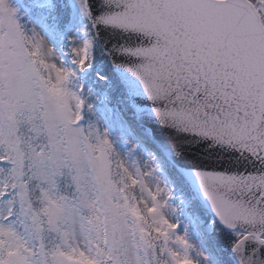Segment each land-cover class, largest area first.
I'll list each match as a JSON object with an SVG mask.
<instances>
[{"label":"snow or ice","instance_id":"obj_1","mask_svg":"<svg viewBox=\"0 0 264 264\" xmlns=\"http://www.w3.org/2000/svg\"><path fill=\"white\" fill-rule=\"evenodd\" d=\"M80 10L81 47L58 66L0 0V264H200L161 211L170 189L114 158L106 131L78 124L83 84H68L91 67L100 30L125 38L120 54L159 120L219 149L218 163L194 169L200 188L232 231L237 264H264V0H80ZM21 117L46 144L25 151Z\"/></svg>","mask_w":264,"mask_h":264},{"label":"rangeland","instance_id":"obj_2","mask_svg":"<svg viewBox=\"0 0 264 264\" xmlns=\"http://www.w3.org/2000/svg\"><path fill=\"white\" fill-rule=\"evenodd\" d=\"M26 2L28 5L34 4L41 7L45 4H49L50 0H8V3L16 10L14 18L17 20L25 35L32 37L34 40H38L41 45H47V55H45V57L49 59L50 62L56 63L59 66L61 60H65V57L59 54V51L52 42L53 36H56V41L61 45L64 52L73 48L79 49L85 35V30L89 24L88 17L84 16L80 10V0H67L71 9L70 22L66 30L60 29V31L54 29L53 26L56 25L55 22L52 26H43L42 21L44 19L41 21V10H32L30 7H24L23 5ZM56 8L59 9L58 5H56ZM49 49H53L55 52L51 56H48ZM103 59L104 57L100 55L99 48L96 44L91 67H88L89 70L92 68L94 69L93 76L89 78V81H81L84 89L81 96L85 103L81 109L82 118L78 122L79 126L87 130L90 125L95 124L98 131H106L107 137L112 144L114 158H119L120 160L126 159L129 162L128 166L130 168L132 167L131 162L135 160L136 164L140 165L143 170L146 182L151 184L153 189L157 185L162 189L165 187L169 189L165 167H163V163L159 159L160 157L158 158L159 151L152 148L150 144H145L148 140V137H146V130L144 129L142 132L136 124L135 119L125 115L127 114V108L130 107L129 103L123 106V102H121L122 105L120 106V110L114 108L115 112L112 113L111 119L103 117V114H100L97 103L100 102L101 97L94 91L95 89L91 86V83L99 87L101 82L95 81V79H99L98 74L101 76L104 74L106 77L105 72L103 73L101 70L107 71L109 66ZM93 61H95V63ZM82 76L84 78L83 72ZM68 87L73 88L74 82L68 84ZM108 87L109 86H105V88ZM89 105H91V108L88 107ZM103 107L106 109L104 110L105 114H108V112L110 113L109 107L106 104ZM149 170H152L151 175H149ZM115 172L116 169H114V173ZM116 179L119 180L118 175ZM170 191L172 193V189H170ZM136 194L137 199H139L141 194L138 191ZM36 196H38V193L33 197L34 203H36ZM183 197L186 201L185 204H189L194 198L191 192L190 195L186 192ZM159 199L166 202L162 206V213L171 222L178 223L175 232L185 234L186 239L189 241L191 248H189L188 251L193 259L199 260L200 264H225L226 261L223 260L222 263L221 260L217 258V254L213 251L215 247L207 237V232L212 226L211 221H208V224H206L198 209H196L195 212L182 209L178 216L172 207L175 203L170 200V196L166 192L162 191L159 195ZM182 199L183 198L180 197L177 198L176 201L180 206H182ZM18 227L21 232L24 231L22 227ZM55 242V234L49 233L45 243L51 245ZM172 247L176 248L177 245L173 244ZM201 252L206 255V261L204 257L200 255Z\"/></svg>","mask_w":264,"mask_h":264},{"label":"water","instance_id":"obj_3","mask_svg":"<svg viewBox=\"0 0 264 264\" xmlns=\"http://www.w3.org/2000/svg\"><path fill=\"white\" fill-rule=\"evenodd\" d=\"M97 41L107 52L114 71L126 87L132 108L136 113L137 122L150 129L152 142L162 149L164 155L184 175L195 197L204 208L216 217L210 206V202L203 195L194 169L202 165L218 163L217 157L222 155L219 149H212L211 152H208L206 150L208 141H201L186 136L159 120L152 110V101L144 92L139 78L129 71L130 61L126 56L120 54L121 48L125 44V38L100 30ZM224 159L227 161L230 157L225 156ZM236 170L243 172L244 168H233V171ZM218 222L226 228L219 220ZM260 250L264 252V247ZM230 257L234 264H237L236 255L232 250H230Z\"/></svg>","mask_w":264,"mask_h":264},{"label":"trees","instance_id":"obj_4","mask_svg":"<svg viewBox=\"0 0 264 264\" xmlns=\"http://www.w3.org/2000/svg\"><path fill=\"white\" fill-rule=\"evenodd\" d=\"M53 5H54L53 9L50 11H46L44 14L46 23L51 24L52 26L55 22L56 24L54 26L55 29H57L58 31H60V29L66 30V27L69 24L71 17V13H70L71 9L69 4L67 3V0H55ZM56 5H58L59 9L56 8ZM53 17L55 18V20ZM99 52L100 55H103L104 57L103 60L106 62L107 61L106 54L101 50H99ZM93 62L95 63V61ZM85 71H87L88 76H91L93 75L94 69L92 68L91 70H89V68H86ZM108 74H109V81L97 79V81L101 82V85L96 88L101 89L100 93L103 97V100H105L104 102H106L110 108L112 109L115 108L120 110V106L122 105L121 102H123V105L127 103V96L124 88L121 86L117 77L115 76V74L112 72L111 69H108ZM105 86H109V87L105 88ZM126 113L127 114L125 115L127 117H131L133 119V111L131 110V108H128ZM176 178H177L176 183L173 186L175 188L174 190L175 193L178 192L180 195L183 196L187 192L188 195H190V189L188 188L184 179L178 173ZM183 201L185 204L186 201L184 197H183ZM185 209L189 212H195L196 209H198L205 221L207 220L211 221L212 226L207 233L209 240L214 245L216 253L222 258V260L226 261L225 264H233L229 258L230 248L228 247L229 241L232 239V232L221 228L217 224V222L212 218V216L202 208V206L195 198H193V201L190 202L189 204L188 203L185 204Z\"/></svg>","mask_w":264,"mask_h":264},{"label":"clouds","instance_id":"obj_5","mask_svg":"<svg viewBox=\"0 0 264 264\" xmlns=\"http://www.w3.org/2000/svg\"><path fill=\"white\" fill-rule=\"evenodd\" d=\"M41 52L44 55H47V45H41ZM21 119V124H20V128H19V134L22 136V138L25 141V151H30V147L33 145H40V144H46V137L45 136H40L39 139L36 138H32L29 139V137L31 136V133L29 132V125L23 122V117L20 118ZM68 175V171L65 170V176ZM34 196L36 195V193L33 194Z\"/></svg>","mask_w":264,"mask_h":264}]
</instances>
